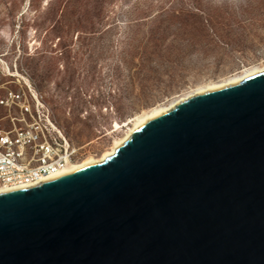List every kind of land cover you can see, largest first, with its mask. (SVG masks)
<instances>
[{
    "label": "water",
    "instance_id": "water-1",
    "mask_svg": "<svg viewBox=\"0 0 264 264\" xmlns=\"http://www.w3.org/2000/svg\"><path fill=\"white\" fill-rule=\"evenodd\" d=\"M0 264H264V70L182 99L102 161L0 192Z\"/></svg>",
    "mask_w": 264,
    "mask_h": 264
},
{
    "label": "rangeland",
    "instance_id": "rangeland-1",
    "mask_svg": "<svg viewBox=\"0 0 264 264\" xmlns=\"http://www.w3.org/2000/svg\"><path fill=\"white\" fill-rule=\"evenodd\" d=\"M263 64L264 0H0V94L29 82L78 160L142 110Z\"/></svg>",
    "mask_w": 264,
    "mask_h": 264
},
{
    "label": "built area",
    "instance_id": "built-area-1",
    "mask_svg": "<svg viewBox=\"0 0 264 264\" xmlns=\"http://www.w3.org/2000/svg\"><path fill=\"white\" fill-rule=\"evenodd\" d=\"M5 88L0 107V187L21 186L63 170L78 160L77 148L57 127L41 93Z\"/></svg>",
    "mask_w": 264,
    "mask_h": 264
},
{
    "label": "bare ground",
    "instance_id": "bare-ground-1",
    "mask_svg": "<svg viewBox=\"0 0 264 264\" xmlns=\"http://www.w3.org/2000/svg\"><path fill=\"white\" fill-rule=\"evenodd\" d=\"M261 70H264V64L263 65H253V66H249L246 67L244 69H242L239 73L234 74L230 77H227L221 81L218 82H208L206 84H202L197 86L196 88H194L193 90L186 92L180 96H177L175 98H173L170 102H168L167 104H163V105H156V106H152L148 109L142 110L141 112L135 114L132 118H131V125L129 127H127L126 131L124 132V134L120 137H116L114 138V140L112 141L111 145L104 149L99 155L94 156V155H88L86 157H84L83 159H80L78 161H73L70 162L68 164V166H66L63 170L57 172V173H51L45 177H42L41 179L29 183V184H25V185H21V186H12V187H0V192H4V191H8V190H12V189H17V188H21V187H25V186H29L47 179H50L52 177L61 175L63 173L69 172V171H73V170H77L80 169L82 167H85L87 165H90L92 163L95 162H99L102 161L103 159H105L106 157H108L109 155L114 153V149L115 147H117L121 142H123L128 135L136 128L138 127L141 123H143L144 121L148 120L149 118L155 116L156 114L160 113L161 111L167 109L168 107L174 105L175 103L181 101L182 99L189 97L191 95L197 94L199 92L208 90V89H213V88H218V87H222L225 86L227 84L233 83L235 81H238L246 76L252 75L254 73H257ZM117 123H115V126L117 127Z\"/></svg>",
    "mask_w": 264,
    "mask_h": 264
}]
</instances>
